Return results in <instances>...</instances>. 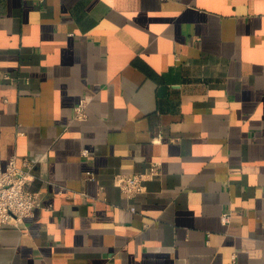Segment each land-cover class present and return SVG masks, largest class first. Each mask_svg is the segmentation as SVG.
I'll return each instance as SVG.
<instances>
[{
    "label": "crops",
    "instance_id": "1",
    "mask_svg": "<svg viewBox=\"0 0 264 264\" xmlns=\"http://www.w3.org/2000/svg\"><path fill=\"white\" fill-rule=\"evenodd\" d=\"M14 154L40 201L0 264H264V0H0Z\"/></svg>",
    "mask_w": 264,
    "mask_h": 264
},
{
    "label": "built area",
    "instance_id": "2",
    "mask_svg": "<svg viewBox=\"0 0 264 264\" xmlns=\"http://www.w3.org/2000/svg\"><path fill=\"white\" fill-rule=\"evenodd\" d=\"M85 106V99L76 104L74 118L81 120L87 117ZM159 172L157 164H153L146 173L120 174L115 181L121 190L131 197L145 188L144 181L147 178ZM35 177L33 162L27 157L22 158L19 163L18 156L14 154L10 157L5 168L0 167V225L21 226L24 219L33 214L40 201L39 191L29 187V183ZM230 217L231 212L228 210L221 214L224 224L230 221Z\"/></svg>",
    "mask_w": 264,
    "mask_h": 264
}]
</instances>
